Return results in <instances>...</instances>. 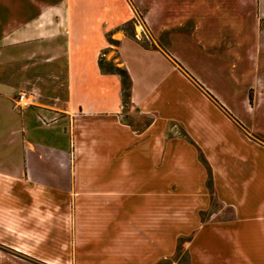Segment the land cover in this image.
I'll return each mask as SVG.
<instances>
[{
  "label": "crops",
  "instance_id": "0c3cea01",
  "mask_svg": "<svg viewBox=\"0 0 264 264\" xmlns=\"http://www.w3.org/2000/svg\"><path fill=\"white\" fill-rule=\"evenodd\" d=\"M189 231L191 264H264V0H0V264H159Z\"/></svg>",
  "mask_w": 264,
  "mask_h": 264
},
{
  "label": "rangeland",
  "instance_id": "374dc122",
  "mask_svg": "<svg viewBox=\"0 0 264 264\" xmlns=\"http://www.w3.org/2000/svg\"><path fill=\"white\" fill-rule=\"evenodd\" d=\"M138 10V9H137ZM138 15L141 16V13L140 11L138 10ZM138 20H140V18L138 17ZM135 22H137L135 20ZM124 30L127 32V33H132L133 31V23H130L128 25H126L124 27ZM141 41L145 44V45H148V46H152L153 44L148 40V38H146L145 36L142 37ZM115 45V44H114ZM104 58V57H102ZM103 66H104V69H108V70H111L113 69V67H120L118 65H115L114 63L110 62V61H107L105 59H103ZM62 88V87H60ZM31 90H34V94H35V88L32 86L30 87V89H27V90H23L27 93V95H30V91ZM30 100H32L30 97L28 98ZM128 109V105H126V108L125 110ZM213 209L214 212H219V210L221 209V206L219 205H216L214 204L212 207H208L206 209H204L202 211V221H203V224H206V220L209 218V214H210V210ZM193 234V232H187L186 236H181L178 238V242H177V246H176V251L175 253L171 256L170 259L168 260H165V261H162L160 262L159 264H191V259H190V254L188 252V249L185 247L186 245V242L188 240H190L191 238V235ZM201 251H204L203 254L202 253H198L197 255L202 259V263L203 264H208L212 261V257L211 255L207 252L206 248L205 247H201L200 248ZM199 259V258H198ZM240 256H235L233 257L230 261L233 263V264H239V261H240ZM201 261V260H200ZM214 261V260H213ZM216 263V262H215ZM218 264V263H216Z\"/></svg>",
  "mask_w": 264,
  "mask_h": 264
},
{
  "label": "trees",
  "instance_id": "16d2710c",
  "mask_svg": "<svg viewBox=\"0 0 264 264\" xmlns=\"http://www.w3.org/2000/svg\"><path fill=\"white\" fill-rule=\"evenodd\" d=\"M99 64L102 70L114 72L120 76L122 82V101L124 105H127V103L129 102V90H130V77L127 71L122 67H113V69L111 70L104 69L103 58H100Z\"/></svg>",
  "mask_w": 264,
  "mask_h": 264
},
{
  "label": "built area",
  "instance_id": "2783aa9c",
  "mask_svg": "<svg viewBox=\"0 0 264 264\" xmlns=\"http://www.w3.org/2000/svg\"><path fill=\"white\" fill-rule=\"evenodd\" d=\"M30 95H34V90H31ZM27 93L25 91L18 94V97L14 101V108L19 109L25 105L32 104V100L28 99Z\"/></svg>",
  "mask_w": 264,
  "mask_h": 264
}]
</instances>
